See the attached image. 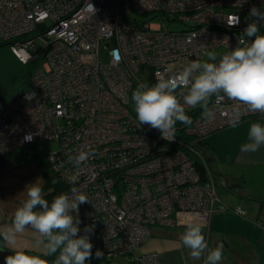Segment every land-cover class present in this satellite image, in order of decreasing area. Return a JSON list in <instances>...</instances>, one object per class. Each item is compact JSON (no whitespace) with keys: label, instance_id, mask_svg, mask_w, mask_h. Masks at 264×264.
Segmentation results:
<instances>
[{"label":"built area","instance_id":"2783aa9c","mask_svg":"<svg viewBox=\"0 0 264 264\" xmlns=\"http://www.w3.org/2000/svg\"><path fill=\"white\" fill-rule=\"evenodd\" d=\"M252 7L264 9V0H0V39L20 62L39 66L27 89L0 106V155L56 143L46 159L64 192L89 197L76 215L81 230L93 226V255L134 253L154 225L208 221L216 187L207 166L204 180L197 173L193 142L229 126L225 109L238 102L214 94L211 118L186 106L192 123L177 121L175 139L167 140L139 125L131 91L141 80L176 75L207 50L239 46ZM240 107L242 119L263 114ZM80 151L89 156L77 167L68 157ZM134 257L156 264L157 254Z\"/></svg>","mask_w":264,"mask_h":264},{"label":"clouds","instance_id":"9594fccd","mask_svg":"<svg viewBox=\"0 0 264 264\" xmlns=\"http://www.w3.org/2000/svg\"><path fill=\"white\" fill-rule=\"evenodd\" d=\"M249 16L254 19L245 26L239 46L219 54L207 50L206 59L189 61L174 76L161 75L154 83L138 82L131 91V101L139 125L148 124L157 128L163 138L173 140L177 121L185 125L192 123L186 106L199 105L205 109V116L211 118L214 113L208 108L209 99L220 93L238 102L225 109L232 128L242 123L244 113L240 104L264 113V31L261 30L264 9L252 7ZM247 137L241 150L257 151L264 145V123L250 122ZM24 139L31 140L32 134L26 133ZM88 156V152L80 151L68 158L79 167ZM76 179L75 175L70 177L73 183ZM23 192L25 198L14 210L10 225L0 227V241L13 244L26 226L34 230L36 239L31 249H13L5 257V264H89L88 258L93 255L89 233L93 226L89 224L81 230L76 215L79 205L89 201L88 195L73 188L48 200L38 178L29 182ZM203 229L200 222L187 223L180 241L190 257L199 260L203 256L202 264H220L223 244L217 242L209 247ZM95 254L99 256L100 251L97 249Z\"/></svg>","mask_w":264,"mask_h":264},{"label":"crops","instance_id":"0c3cea01","mask_svg":"<svg viewBox=\"0 0 264 264\" xmlns=\"http://www.w3.org/2000/svg\"><path fill=\"white\" fill-rule=\"evenodd\" d=\"M23 66L8 45L0 46V105L10 93L6 84L15 83ZM3 77L8 81L1 82ZM253 121L264 123V113L243 120L236 128L228 126L215 131L202 140L212 155L211 168L217 174L228 177L232 186L218 187L219 199L229 208L244 210V214L240 215L231 209H220L219 202L215 204L207 228L208 237L204 235L209 247L217 242L223 244L220 264H264V226L258 223L264 222V175L257 174L264 171V145L255 152L241 150V145L248 139V125ZM249 180H253L257 187L247 188ZM13 213L11 207L0 201V227L10 225ZM26 229L18 234L13 244L0 241V246L10 250L31 249L36 233L30 226ZM183 231L184 227L154 231L153 238L146 240V251L157 252L158 264H202L203 256L197 260L188 255L189 250L180 241Z\"/></svg>","mask_w":264,"mask_h":264},{"label":"rangeland","instance_id":"374dc122","mask_svg":"<svg viewBox=\"0 0 264 264\" xmlns=\"http://www.w3.org/2000/svg\"><path fill=\"white\" fill-rule=\"evenodd\" d=\"M144 17H146V16H144ZM173 27L179 28V25H175ZM1 42H4V41L1 40ZM6 45H8V44H6ZM212 50L216 51L217 53H220L222 51V48L217 47V48H214ZM16 58H17V56H16ZM206 58L207 57L205 55L204 59H206ZM102 59L107 60V56L105 54H103ZM38 68H39V66L36 63L35 64H32V63L24 64L23 68L20 69L19 77L15 81V83H13L11 81V82H8V84H6V86H5L6 88L10 89L9 95L15 91L20 90V89H22V90L27 89V79H28L29 74ZM2 80H1V82H7L8 81V79L6 77H3ZM247 118H250V116L245 117L244 119H242V121L247 119ZM226 127H228V126H226ZM226 127H223V128H226ZM215 131H218V130H213V131H211L205 135L207 136L209 134L214 133ZM205 135L203 136V139H204V137H206ZM193 144H195V142H193ZM189 145L193 146L192 144H189ZM55 147H56V143L54 141L41 140L36 145V148H37L36 158H34V159L32 158L31 161H22V163L18 166H17L18 161L14 160V158L9 159L8 161H5L2 164L3 166H2V170H1V174H0V201L2 204H7L8 208L11 207V211H14L15 208L18 207L20 205V203L22 202V200L25 198V192H23L25 186L29 182H32V181L36 180L37 178L42 183V186L46 192L47 186L45 185L46 180L43 176V171L45 169H47V165L44 162V157L47 155V153L50 150H53ZM186 150H188V149H186ZM17 151H19L20 154H22L23 153L22 147L17 148ZM5 152L8 153V151H5ZM4 154L6 155V153L3 152V156H4ZM1 156H2V154L0 155V157ZM0 160H1V158H0ZM210 168H211V165H210ZM257 174L264 175V171L261 173H257ZM213 179H214V184H215L216 190L218 187L220 188V186H223L226 188L230 186V184L228 182V177L220 175V177H215V178L213 177ZM253 186L257 187L256 183L253 182V180H249L247 188L253 187ZM230 187H232V186H230ZM209 202H213V211L215 210V207H216L215 204H218V202H219L220 205L218 207L222 210L231 209L236 214H240V215L244 214V210L242 208H240V207L229 208L226 204H224L219 199V195H218L217 191L215 192V195L210 198ZM221 206H224V208H222ZM213 211L211 212L208 221L201 223L204 225L203 231H204V234L206 235V238L208 237L209 230L207 228H208L210 217H211ZM258 223L263 226V222L259 221ZM185 225H186L185 223L184 224L177 223V224L172 225V226L154 225L152 227V229L154 232V231L159 230V229H166V228H170V227L171 228H173V227H184L185 228ZM152 235H153V233H152ZM152 235L149 236L147 239H149V240L152 239L153 238ZM147 239H145L138 246V248L135 250L134 253L141 254V253L153 252V253L157 254V252H155V251H146V243H147L146 240ZM134 253H123V254L113 256L110 259L101 258V257H97L95 255H92L91 257L88 258V260H89V264H137L135 262L136 260L134 257ZM48 259L51 260L52 257H48ZM156 264H158V255L156 257Z\"/></svg>","mask_w":264,"mask_h":264},{"label":"trees","instance_id":"16d2710c","mask_svg":"<svg viewBox=\"0 0 264 264\" xmlns=\"http://www.w3.org/2000/svg\"><path fill=\"white\" fill-rule=\"evenodd\" d=\"M264 29V27H262ZM6 42H0V46L2 45H6ZM205 58V55L202 59ZM4 103V101L1 102V105ZM0 105V106H1ZM201 143H200V142ZM201 145L200 146L197 145ZM38 143V142H37ZM37 143H32V144H24V145H20L12 150H10L9 153H6V155L4 154V156L2 155L0 158V174H1V170H2V164L5 161H8L9 159H13L18 161V165H20L22 163V161H31V159L36 158L37 155V148L36 145ZM196 150H197V154H199L200 156H192L193 157V162H194V167L196 169V171L198 172L199 176L201 177L202 180L205 179L206 177V166L209 168L210 170V176H212V178L214 177H220L219 174H217L212 168H210L211 162H212V155L211 152L209 150L208 145H206L205 143H203L202 140H198L196 141V144H194ZM22 147L23 153L20 154L19 151H17V148ZM196 154V155H197ZM198 158V159H197ZM44 162L47 165V169H45L43 171V176L45 178V185L47 186L46 188V198L48 200H51V198L56 195L57 193L64 191L66 189V185L65 183L60 180L56 174H54L48 165V161L46 159V156L44 157ZM226 177V176H225ZM262 222V221H261ZM263 226H264V222H263Z\"/></svg>","mask_w":264,"mask_h":264},{"label":"water","instance_id":"95a60500","mask_svg":"<svg viewBox=\"0 0 264 264\" xmlns=\"http://www.w3.org/2000/svg\"><path fill=\"white\" fill-rule=\"evenodd\" d=\"M12 250L6 249L0 246V264H5V257L11 252Z\"/></svg>","mask_w":264,"mask_h":264},{"label":"bare ground","instance_id":"6f19581e","mask_svg":"<svg viewBox=\"0 0 264 264\" xmlns=\"http://www.w3.org/2000/svg\"><path fill=\"white\" fill-rule=\"evenodd\" d=\"M205 136H206V135H205ZM202 140H203V139H202ZM199 142H200V141H199ZM199 142H197V145H198ZM200 143H201V142H200ZM195 144H196V143H195ZM198 146H200V148H201V145H198ZM185 150H186V149H185ZM12 151H13V150H12ZM9 152H10V151H9ZM9 152H8V153H9ZM4 153H7V152H4ZM2 155H3V153H2ZM197 155H198V154H197ZM197 155H195V157H196ZM197 157H198V156H197ZM198 158H199V157H198ZM198 158H197V159H198ZM197 173H198V172H197ZM242 214H243V213H242Z\"/></svg>","mask_w":264,"mask_h":264}]
</instances>
